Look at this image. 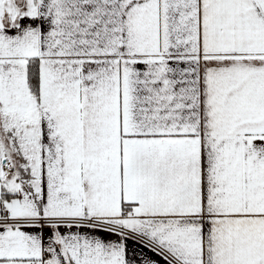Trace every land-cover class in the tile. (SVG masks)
Segmentation results:
<instances>
[{
	"label": "snow or ice",
	"instance_id": "obj_1",
	"mask_svg": "<svg viewBox=\"0 0 264 264\" xmlns=\"http://www.w3.org/2000/svg\"><path fill=\"white\" fill-rule=\"evenodd\" d=\"M0 264H264V0H0Z\"/></svg>",
	"mask_w": 264,
	"mask_h": 264
}]
</instances>
